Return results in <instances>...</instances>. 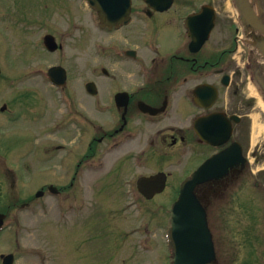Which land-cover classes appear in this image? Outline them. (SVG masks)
<instances>
[{"label":"flooded vegetation","instance_id":"obj_1","mask_svg":"<svg viewBox=\"0 0 264 264\" xmlns=\"http://www.w3.org/2000/svg\"><path fill=\"white\" fill-rule=\"evenodd\" d=\"M130 1L126 25L101 27L98 11L92 10L90 26H73L92 36L87 82L98 90L92 98L105 94L107 108L98 110L94 101L91 110H62L53 132L65 144L52 149H66V135H72L67 127L81 132L79 142L85 152L80 154L73 180L81 178L83 166H93L105 145L108 154L126 150L128 161L147 168L136 180L153 175L165 180L164 190L154 199L167 193L177 199L181 183L201 174L203 181L194 193L205 211L217 260L223 256L242 261L243 242L250 235V227L245 225L252 224L244 220L253 212L245 207L251 202L249 192L252 187L264 190V94L255 77L259 61L246 44L245 30L231 0ZM28 21L34 24V20ZM84 45L80 44L79 56L84 55ZM30 110L33 113L27 119L45 120L44 131L50 134L48 110L40 116H35L40 110ZM9 113L6 119L0 114V146L8 154L25 151L26 157L15 163L7 151H0V184L5 185L32 172L34 165L44 168L52 160L49 142L38 163L29 160L36 140L32 129L14 136L2 134L6 122L12 124L24 116L20 110ZM50 185L36 192L45 195ZM2 190L0 185V196ZM34 194L24 201H0V211L5 206V213L12 215L31 205ZM8 195L19 197L20 193L10 191ZM155 207L167 212L170 206ZM161 225L165 253L171 259L167 225L164 221ZM242 231L246 239L241 240ZM216 241L218 245L223 242L222 252ZM255 254L253 249L250 256Z\"/></svg>","mask_w":264,"mask_h":264},{"label":"rangeland","instance_id":"obj_2","mask_svg":"<svg viewBox=\"0 0 264 264\" xmlns=\"http://www.w3.org/2000/svg\"><path fill=\"white\" fill-rule=\"evenodd\" d=\"M0 11L8 15L0 21V107L7 103V110L38 108L35 116L48 110L52 130L50 134L44 131L45 120L27 119L33 110H23L24 116L17 122H6L4 136L28 129L35 131L34 154L29 160L39 162L46 142L50 144L52 160L44 168L34 165L32 172L19 175L18 180L6 185L2 182L0 201L6 204L13 199L26 200L47 183L66 188L59 196L46 193L30 207L9 217L0 235V255L13 253L15 264H168L161 225L168 215L155 206H168L174 197L167 193L148 202L135 194L136 176L147 168H137L134 160L128 161L126 150L106 153L105 145L93 166H83L81 178L73 180L80 154L85 152L79 142L81 132L67 127L72 135H66V149H52L65 144L62 136L53 132L62 110H91L94 101L99 104L98 110L107 108L105 94L90 100L85 91L91 70L92 36L73 26H90L91 11L86 1L0 0ZM32 17L34 24H28L27 19ZM48 33L56 35L64 46L63 52L46 51L43 38ZM81 43H85L83 56H79ZM53 65H61L69 72L65 93L48 82L47 71ZM0 114L6 119L7 113ZM15 142L17 145L16 139ZM2 150L7 151L0 146ZM21 152L17 149L6 154L16 163L26 157V152ZM10 191L20 193V197L7 196ZM249 194L251 202L245 207L253 212L244 219L252 222L245 225L250 227V235L247 241H242L244 259L236 261L220 256L216 264H264V190L252 187ZM215 232L218 238V228ZM243 238L246 239L242 231ZM217 247L222 252L223 242ZM253 249L256 254L250 256Z\"/></svg>","mask_w":264,"mask_h":264},{"label":"water","instance_id":"obj_3","mask_svg":"<svg viewBox=\"0 0 264 264\" xmlns=\"http://www.w3.org/2000/svg\"><path fill=\"white\" fill-rule=\"evenodd\" d=\"M87 1L91 7L98 9L103 25L118 26L129 20L130 0ZM233 1L245 29L246 44L252 49L254 58L259 61L255 69V77L264 94V0ZM45 44L50 51H55L57 48L52 36L45 37ZM49 74L54 83L65 85L66 77L62 68H52ZM86 88L90 94H96L93 83L87 84ZM200 175L197 173L193 179L183 183L179 199L173 205L169 220V244L174 253L171 264H211L215 260V250L206 215L193 193L195 185L203 181ZM139 184L146 185L147 188L142 189L141 192L148 199L162 190L161 187L158 188L155 177L141 179ZM5 218L4 214H0V229ZM1 257L3 264L14 263L12 254Z\"/></svg>","mask_w":264,"mask_h":264}]
</instances>
